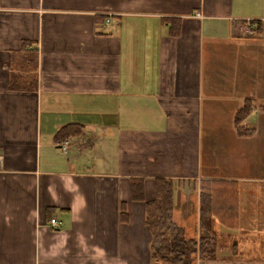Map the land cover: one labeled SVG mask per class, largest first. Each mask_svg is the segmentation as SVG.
<instances>
[{"label": "crops", "instance_id": "0c3cea01", "mask_svg": "<svg viewBox=\"0 0 264 264\" xmlns=\"http://www.w3.org/2000/svg\"><path fill=\"white\" fill-rule=\"evenodd\" d=\"M247 19L259 21L253 35ZM25 41L36 65L13 55ZM247 102L243 124L255 132L240 135ZM222 113L230 158L244 159L239 143L263 134L264 0H0V264H159L145 202L131 195L142 178L154 199L159 177L175 180L174 218L187 232L202 182L214 191L218 236L232 243L219 245L218 264H264V177L239 175L240 163L226 176L204 166L214 159L205 125Z\"/></svg>", "mask_w": 264, "mask_h": 264}, {"label": "trees", "instance_id": "16d2710c", "mask_svg": "<svg viewBox=\"0 0 264 264\" xmlns=\"http://www.w3.org/2000/svg\"><path fill=\"white\" fill-rule=\"evenodd\" d=\"M104 15L97 16V21H105ZM169 25L170 33L177 35L180 31L179 22L176 18L167 17L164 19ZM33 43L31 41L22 42L20 50L13 52L14 56H22L20 62L23 65L33 63L34 58L28 53ZM27 58V59H26ZM17 60H12L11 69L21 70V66H16ZM37 61H35L36 65ZM32 65L27 68H31ZM16 72V71H14ZM13 72V73H14ZM15 73L13 75H17ZM11 79L10 87L18 88L14 83L20 81L17 76ZM33 83V82H31ZM31 87V86H28ZM34 88V86L32 87ZM249 102V101H248ZM246 103L235 115V125L240 135H249L255 132L254 128L243 124L246 118L253 111L251 103ZM72 124L63 126L59 134L67 132L70 134ZM78 134L82 132L80 126H75ZM66 135V133L64 134ZM180 182V180H178ZM207 181H203L200 187L199 221L198 232L195 235H188L185 226L178 223L174 218L175 210V180L172 178L159 177L155 179L156 195L152 200L145 199L144 179H133L131 185L132 199L145 202V223L151 234L150 256L154 262L159 264H198L199 261L213 260L217 256L219 248L217 223L214 219V191L205 186ZM129 213L126 203L121 204V220L129 222ZM229 226V223H225ZM243 222L238 226H244ZM236 226L232 223L231 227ZM236 246L237 243L235 242Z\"/></svg>", "mask_w": 264, "mask_h": 264}, {"label": "rangeland", "instance_id": "374dc122", "mask_svg": "<svg viewBox=\"0 0 264 264\" xmlns=\"http://www.w3.org/2000/svg\"><path fill=\"white\" fill-rule=\"evenodd\" d=\"M258 126L260 130L263 131V134L258 135L256 141L247 142L245 140V142L239 143L240 146H243L245 149L246 157L242 159L241 157L242 155L239 156L237 151L234 153L235 158H230L233 155V148L235 146V143L234 141H232L233 138H231V135H233V126L226 114L222 113V116L220 118V124L210 127L205 125L204 130L210 133V135H205L203 139L205 144V149L207 151L213 150V154H214V159L212 156L211 158H208L207 161L203 160L206 169L208 171L210 170L211 173L215 172V174L219 176H226L230 174L234 175L235 171L230 167V164L233 163V165H235L237 163H240L239 171L243 170L244 173H239V175L250 176V173H248L249 172L248 167H250L252 168V170H254L252 171L253 175H256L257 177L260 176L264 177V122L259 123ZM83 160H87V159L83 158ZM236 160L239 161L236 162ZM180 195L186 196L183 193H180ZM180 195H178L179 198L181 197ZM188 200H189V195H188ZM189 205H194V204L191 203V201L189 200ZM185 216L186 219L189 220L185 222L188 225L187 226L188 235H195L198 232L197 226L195 228V225L197 223L196 209L190 206L189 212H186ZM218 243L232 244L231 239H229V237L226 236L219 237ZM223 248L231 250L230 246L228 247L223 246ZM216 261H217V256L213 260L199 261L198 264H218Z\"/></svg>", "mask_w": 264, "mask_h": 264}, {"label": "built area", "instance_id": "2783aa9c", "mask_svg": "<svg viewBox=\"0 0 264 264\" xmlns=\"http://www.w3.org/2000/svg\"><path fill=\"white\" fill-rule=\"evenodd\" d=\"M197 16H201L200 13H197L196 14ZM109 21V20H108ZM107 21V22H108ZM259 28V21L258 20H251V19H247L245 21V28H244V33L245 35H253L254 33H256V31L258 30ZM68 145V141L67 143L65 144V148L67 147ZM51 224L54 226V227H59V222L58 220L56 219V217H52L51 218Z\"/></svg>", "mask_w": 264, "mask_h": 264}]
</instances>
